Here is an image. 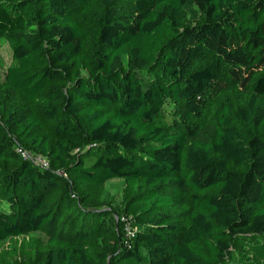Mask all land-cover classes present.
<instances>
[{"label": "trees", "instance_id": "16d2710c", "mask_svg": "<svg viewBox=\"0 0 264 264\" xmlns=\"http://www.w3.org/2000/svg\"><path fill=\"white\" fill-rule=\"evenodd\" d=\"M5 44L0 264H264V0H0Z\"/></svg>", "mask_w": 264, "mask_h": 264}, {"label": "rangeland", "instance_id": "374dc122", "mask_svg": "<svg viewBox=\"0 0 264 264\" xmlns=\"http://www.w3.org/2000/svg\"><path fill=\"white\" fill-rule=\"evenodd\" d=\"M12 63V51L11 48L9 46V44H5L4 46L0 47V75L2 77H4V75L6 74L7 68L10 66V64ZM226 82H223L222 87L221 88H225ZM166 116L167 118H171L170 116H172V113L178 114V109L176 107H174L171 104H168L166 106ZM181 114V112L179 113ZM37 158H42V157H37ZM114 184V185H113ZM108 187L115 193H120L119 190L121 189L120 183L117 180H110L107 183ZM137 229V226H133V225H127V232L128 233H132L133 231H135ZM18 239V243H23V240L31 242L32 245L35 244H42L45 242L46 237L43 233H32L30 235H26ZM36 260H38L39 262L42 260L43 256L41 254H36L35 256Z\"/></svg>", "mask_w": 264, "mask_h": 264}, {"label": "built area", "instance_id": "2783aa9c", "mask_svg": "<svg viewBox=\"0 0 264 264\" xmlns=\"http://www.w3.org/2000/svg\"><path fill=\"white\" fill-rule=\"evenodd\" d=\"M23 154H24V156H26L27 157V154H25L24 152H22ZM38 157H40V156H38ZM35 161L37 162V163H39V164H42V165H44V166H48V162L44 159V158H37V159H35ZM128 225H131L130 223H128ZM126 229H127V227H126ZM133 233V232H132ZM131 232L129 233V234H132Z\"/></svg>", "mask_w": 264, "mask_h": 264}]
</instances>
